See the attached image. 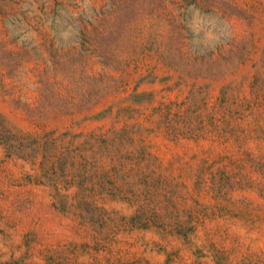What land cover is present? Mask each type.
Segmentation results:
<instances>
[{
  "label": "rangeland",
  "instance_id": "374dc122",
  "mask_svg": "<svg viewBox=\"0 0 264 264\" xmlns=\"http://www.w3.org/2000/svg\"><path fill=\"white\" fill-rule=\"evenodd\" d=\"M0 264H264V0H0Z\"/></svg>",
  "mask_w": 264,
  "mask_h": 264
}]
</instances>
